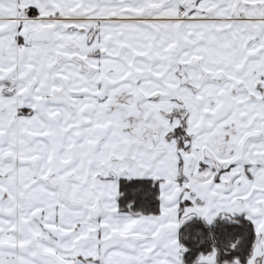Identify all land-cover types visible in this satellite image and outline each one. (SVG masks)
Listing matches in <instances>:
<instances>
[{"label": "snow or ice", "instance_id": "6c2138e0", "mask_svg": "<svg viewBox=\"0 0 264 264\" xmlns=\"http://www.w3.org/2000/svg\"><path fill=\"white\" fill-rule=\"evenodd\" d=\"M0 264H264V0H0Z\"/></svg>", "mask_w": 264, "mask_h": 264}]
</instances>
